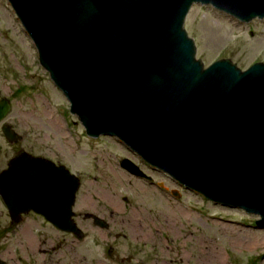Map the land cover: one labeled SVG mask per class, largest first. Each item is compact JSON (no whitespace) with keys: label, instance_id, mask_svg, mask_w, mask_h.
<instances>
[{"label":"water","instance_id":"obj_1","mask_svg":"<svg viewBox=\"0 0 264 264\" xmlns=\"http://www.w3.org/2000/svg\"><path fill=\"white\" fill-rule=\"evenodd\" d=\"M7 1L88 136L117 137L181 187L255 214L264 228V62L203 66L183 27L192 4L248 22L264 18V0ZM10 110L1 100L0 120ZM3 133L22 137L7 123ZM120 165L142 175L128 159ZM51 170L61 175L55 199L44 184ZM3 174L11 221L34 211L69 225L79 181L66 167L22 153ZM54 202L61 217L49 214Z\"/></svg>","mask_w":264,"mask_h":264},{"label":"rangeland","instance_id":"obj_2","mask_svg":"<svg viewBox=\"0 0 264 264\" xmlns=\"http://www.w3.org/2000/svg\"><path fill=\"white\" fill-rule=\"evenodd\" d=\"M183 27L203 66L219 58L230 59L240 69L264 62V18L241 22L210 5L196 3L190 6ZM0 98L11 104L3 121L23 137L18 148L60 159L71 171L83 172L79 194L88 188L90 193L124 197L123 203L118 197L123 205L119 215L131 226L161 227L162 248L185 247L206 260L225 258L226 264H234L239 257L247 264V253L262 256L264 229L254 225L257 215L209 201L158 169H146L152 183L143 181L119 167L121 158L136 167L142 161L117 137L86 134L78 117L70 113L67 98L40 65L32 40L7 0H0ZM3 150L7 155L13 151L5 139ZM31 215L13 222L6 206L0 208V262L44 264L43 253L30 250V237L40 239L43 231V224ZM168 252H162V264L174 256ZM259 264H264V258Z\"/></svg>","mask_w":264,"mask_h":264},{"label":"flooded vegetation","instance_id":"obj_3","mask_svg":"<svg viewBox=\"0 0 264 264\" xmlns=\"http://www.w3.org/2000/svg\"><path fill=\"white\" fill-rule=\"evenodd\" d=\"M3 99L0 98V101ZM3 120H0V182H3V173L8 169L10 160L22 153L45 158L56 166H64L70 170L60 159L47 155H34L18 148V142L23 137L14 142H9L3 133L5 123ZM4 139L13 150L11 155L4 153ZM123 159L121 158V160ZM120 162L119 167L123 168ZM137 167L142 175L134 176L152 183V177L145 170L157 171V169L152 168L144 161L140 162ZM123 170L126 169L123 168ZM70 172L77 177L79 186L75 193L69 225L66 223L65 226H58L50 219L34 211L24 213L19 218V220H22L24 215L32 214L34 220H39L43 224V231L40 233L42 238L30 237L29 246L31 251L36 250V252L43 253L44 264H162L165 261H161L160 256L163 251L168 252V250L174 256L168 252L172 257L168 259L166 264H210V261L213 260H215L214 264H226L225 258L212 256L211 259L207 258L206 260L200 256H194L185 247L162 248L158 237L161 227L159 229L156 226L141 228L125 223V216L118 213L120 207L121 209L123 207L119 198L123 203L125 201L124 197L106 192L90 193L88 188L79 194L84 173L71 170ZM114 198L118 200H114ZM3 205L5 204L0 193V208ZM152 220L154 221L153 218ZM257 229L264 228L257 227ZM42 245H44V248H41ZM245 258L247 264H259V260L264 258V252L262 256L257 254L256 257L247 253ZM237 259L234 264H242L241 257ZM30 260L32 261L34 258L31 257ZM0 264L4 263L0 262Z\"/></svg>","mask_w":264,"mask_h":264},{"label":"bare ground","instance_id":"obj_4","mask_svg":"<svg viewBox=\"0 0 264 264\" xmlns=\"http://www.w3.org/2000/svg\"><path fill=\"white\" fill-rule=\"evenodd\" d=\"M196 58V57H195ZM51 172L53 174H49V176L46 178L45 180V183L46 185H48V187L50 188V191H49V194H47V196H49L50 198L53 197L54 199L57 198L55 195L53 194H56L58 192H60L62 190V184H61V181H60V174L57 172V171H52ZM40 179V178H39ZM44 182V181H43ZM37 187V186H36ZM40 194V193H39ZM41 195V194H40ZM42 196V195H41ZM36 197V196H34ZM39 198V197H38ZM36 199V198H35ZM59 203V202H58ZM64 207H66L64 205ZM49 208V211L51 212V215L53 216V214L56 212V214L58 215V217H61L62 215V205L61 203L59 204H56L55 202L52 204L50 203V205L48 206Z\"/></svg>","mask_w":264,"mask_h":264}]
</instances>
